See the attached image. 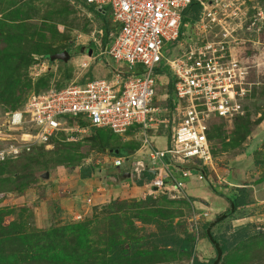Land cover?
<instances>
[{"label":"rangeland","instance_id":"374dc122","mask_svg":"<svg viewBox=\"0 0 264 264\" xmlns=\"http://www.w3.org/2000/svg\"><path fill=\"white\" fill-rule=\"evenodd\" d=\"M82 1L0 0V125L7 113L21 110L33 93L111 79L110 72L123 65L99 55L106 47L104 23ZM209 5L217 12L238 14L235 20L231 15L229 26L237 30L235 52L248 67L243 114L251 116V134L237 145L239 136L233 134L238 128L236 117L215 120L210 129L216 134L211 141L213 164L206 169L204 180L194 176L183 190L166 194L151 193L146 179L139 186L141 173L137 181L124 176L139 162L147 170L156 166L148 161L138 134L98 144L91 140L96 131L89 129L77 142L68 141L63 134L48 145L33 147L0 168V264H52L51 252L31 234L87 220L97 224L93 225L96 232L110 233V224L104 220L108 207L121 218V232L107 234L110 237L105 243L112 245L94 246L91 234L86 242L93 252L102 250L99 255L107 259L106 264H193L194 256L159 242L163 234L184 236L185 232L196 238L195 256L208 261L216 253L205 238L204 226L227 209L226 196L243 186L250 193V204L212 229L218 237L231 239L236 232L241 234L219 264H264V0H211ZM109 20L114 26L113 17ZM194 26L191 22L183 25L185 43L195 38L191 34ZM180 50L179 44L170 43L165 55L172 59ZM63 51L70 53L68 61L51 62L46 57ZM169 73L166 67L159 76L155 107L167 106ZM260 98L262 102L257 101ZM157 135L154 130L149 133L150 138ZM165 136L155 142L160 149L166 148L169 135ZM105 146L107 150L122 148L121 154L128 159L122 168L114 167L115 158L104 151ZM163 162L172 164L169 156ZM87 169L90 176L83 177ZM166 172L164 166L163 176ZM65 240L61 239L63 247L73 246L71 240L64 245ZM111 257L116 261H109Z\"/></svg>","mask_w":264,"mask_h":264},{"label":"built area","instance_id":"2783aa9c","mask_svg":"<svg viewBox=\"0 0 264 264\" xmlns=\"http://www.w3.org/2000/svg\"><path fill=\"white\" fill-rule=\"evenodd\" d=\"M84 1L100 12L110 8L119 30L110 34L111 43L99 55L124 64L126 69L116 68L111 79L33 93L21 110L7 113L0 125V163L48 145L61 134L77 142L89 130L80 124L85 121L90 127L110 129L119 136L128 135L131 128L139 129L137 134L149 149V160L156 165L154 170H159L145 183L151 193L181 191L194 176L204 180L203 169L213 164L210 123L216 117L232 120L241 114L248 92V67L235 52L237 30L229 26L231 15L237 18L236 11L228 15L225 10L217 12L209 5L211 0ZM193 1L203 8L191 30L195 38L168 59L166 46L183 36L182 13ZM139 67L142 72L135 73ZM166 67L175 80L174 108L167 104V93V106L153 105L160 71ZM161 127H171L164 150L154 147L149 136ZM167 156L172 160L168 166L163 162ZM127 160L115 157L113 165L123 167ZM164 166L168 173L163 176ZM138 167L139 176L147 170L143 162Z\"/></svg>","mask_w":264,"mask_h":264},{"label":"trees","instance_id":"16d2710c","mask_svg":"<svg viewBox=\"0 0 264 264\" xmlns=\"http://www.w3.org/2000/svg\"><path fill=\"white\" fill-rule=\"evenodd\" d=\"M82 2L84 4V7H86L91 13H95L104 23V25L102 26V28L105 32L103 44L107 47L112 41V39L109 38L110 34L111 33L116 34L119 30V26L117 24H115L114 26H111V23L109 20V18L112 17L110 8H107V10L104 12H100V11L96 10L94 5H89L84 0ZM201 12H202L201 4L197 1H193L192 4L190 6H188L182 13L183 14L182 28H183V25H185V23L191 22L194 24V22L199 19ZM175 44H179L180 47H183L186 45V43L183 40L182 35L179 38V40L177 42H175ZM56 53L57 52H55L53 54H46V57L52 62L50 57ZM134 72L139 74L142 72V68L139 67V69L135 70ZM164 72H165V70H164ZM164 72L160 71V75H163ZM169 80L170 81H169L168 86H167V94L169 95V98L167 100V104L170 105L172 108H174V105L176 103V100H175V80L173 79V77L171 76L170 73H169ZM89 81H91V80H89ZM86 83L87 82H82L80 84L83 85ZM61 88L62 87L56 88V89H61ZM261 99L262 98H260V100L257 99V101L262 102ZM243 105L244 106H243L242 113L239 114V116H237L235 119L237 121L238 128H236V131L233 134H236L239 136V138L237 140H235L237 145H239L240 140L246 139V137L251 134L252 127H253L252 123L250 122L251 116H249V114L244 116V114H243L245 112V100L243 102ZM218 119L224 120L222 118L216 117V118H213L211 123H210L209 131H208V138H209L210 142L212 141L214 136H216V134L213 133V130L212 131L210 130L212 127L211 125L215 120H218ZM80 124L82 127L89 128L92 131L93 130L96 131V134L91 137V140H93L94 142H96L98 144H101L104 141L108 142V141L114 139L113 137L116 138L119 136V135L113 133V131L110 129H101V128L90 127L89 124L85 121H81ZM103 130H107L108 133H105V135H103L100 132ZM138 130L139 129H137V128H131L128 135L129 134H131V135L137 134ZM214 131H215V129H214ZM219 134L221 137L222 132L220 131ZM62 135L63 134H61L60 136H62ZM55 139H53V140H55ZM107 148H109V147L105 146L104 151L107 152L108 154L114 156V158L115 157H124L121 154L122 148H117V149L115 148V149H111V150H107ZM117 150L119 151L118 154L116 153ZM130 152H132V150ZM4 165H5V162L0 163V168H2V166H4ZM115 168H122V167H115ZM206 169L207 168L203 169L205 174H206ZM88 170L89 169H87L83 172V177H89L90 176V171H88ZM154 178H155V176L150 173V170H145L143 172L141 180H138L137 184L139 186H143L145 183L144 182L145 179L148 180V182H150ZM226 199H227L228 205H229L227 207V209L223 213L217 215L214 221L208 222L204 226L205 238H207L209 240V242L211 243V245L214 248L215 253H216L215 257H213L212 259H210L208 261H201L197 256H195V254H196V238L191 233L185 232L186 234H184V236H181L178 233L177 234L176 233L175 234L169 233L166 235L163 234L162 237L159 238V242L163 243V245H165L169 249L174 248L178 252L188 254L189 256H194L193 264H219L222 261L224 255L228 251H230L231 248L234 247V245L240 239L239 235H241V234H239V232H236V234H234L231 239L226 238L224 236L218 237L217 235H215L213 233V231H212L213 227L218 225L220 222L228 219L229 217L235 215L238 212V210L245 208L251 202L250 193L247 190L246 186L237 188L236 191H233L229 195H227ZM104 220L108 221L110 224V227H111L110 233L121 232L120 230L122 229V220L117 215L115 216L113 213H111V211H109V207L106 211V215H105ZM90 221L91 220H87L86 222H78L77 224H73L71 226L64 227V228H61V227L57 228L56 226H53L49 230H46L44 232H34L31 235H32V238L34 240H35V237L40 239L39 242L42 243V246L47 247L46 251L51 252V254L49 256V262H51L52 264H106L105 260H107V259L104 258L103 256L99 255V253L102 250L100 251V249H98V250L96 249L93 252L89 248V245L86 244V242L88 241V236L91 234L94 236V240L91 242V244H93L94 246L100 245L102 243H105V238H107L109 240L110 236L107 234H110V233L108 232V230L105 232V234H104V232H103V234H101V231L96 232L94 230V227L97 224L96 225H95V223L92 224ZM97 222L99 223V221H97ZM93 225H94V227H93ZM174 232H175V229H174ZM27 235H30V234H27ZM64 238L66 239L63 243L64 245L68 244L71 240L73 243V246L63 247L61 239H64ZM44 241H48V242H44ZM105 244H108V243H105ZM108 245H112V243H110ZM132 245H133V248H135V246H137L135 243H133ZM107 247H109V246H107ZM119 253H120V251L117 253L118 258H119ZM114 258L115 257H111L109 259V261H112V262L116 261L117 258H115V260H114ZM0 263H1V261H0Z\"/></svg>","mask_w":264,"mask_h":264},{"label":"water","instance_id":"95a60500","mask_svg":"<svg viewBox=\"0 0 264 264\" xmlns=\"http://www.w3.org/2000/svg\"><path fill=\"white\" fill-rule=\"evenodd\" d=\"M90 55H92V52H89ZM71 57L70 53L68 51H63L59 54H55L53 56H51V60H63V61H68L69 58ZM116 153L118 154L119 151L117 150ZM141 171V167H138V163L136 164V167H134V169L131 172H127L124 174L125 177L130 178L132 177L134 180H136L139 177V172L137 171ZM150 173L153 175H158V171L157 170H150ZM49 174H46V177H48Z\"/></svg>","mask_w":264,"mask_h":264},{"label":"crops","instance_id":"0c3cea01","mask_svg":"<svg viewBox=\"0 0 264 264\" xmlns=\"http://www.w3.org/2000/svg\"><path fill=\"white\" fill-rule=\"evenodd\" d=\"M90 52H93L92 50L90 51ZM90 55V54H89ZM91 56V55H90ZM121 68H123V69H126V66H124V64L123 65H121L120 66ZM112 74V72H110V75ZM169 79V78H168ZM171 127H169V128H165V127H161V128H159L158 130H157V137L155 138V137H153V138H151V140H152V142H153V146L155 147L156 146V144H155V142L157 141V138H159L160 136H167V135H169L167 138H166V140H165V142H166V146L165 147H167V145H168V142H169V137H170V134H171ZM160 133H163V134H160ZM139 135V134H138ZM141 136V135H140ZM165 136V137H166ZM157 148H158V146H156ZM145 148H146V151H145V153L146 154H148V147L147 146H145ZM158 149H160V148H158ZM164 149H166V148H164ZM164 149H161V150H164ZM148 161H150L149 159H148ZM165 165H167L168 166V164H165ZM169 168V170L170 171H176L175 169H172V167H168ZM158 172H159V170H157ZM125 173H127V172H125ZM124 173V174H125ZM162 173H163V170H162ZM176 173V172H175ZM143 173H141V175H142ZM155 176V175H154ZM176 176L179 178V174H176ZM139 179V177L135 180V181H137ZM141 179V178H140ZM134 180V179H133ZM192 180H193V178H192ZM191 180V182H193ZM194 181H196V180H194ZM189 183H190V181H189ZM188 183V184H189ZM187 184V185H188ZM187 187V186H186Z\"/></svg>","mask_w":264,"mask_h":264}]
</instances>
